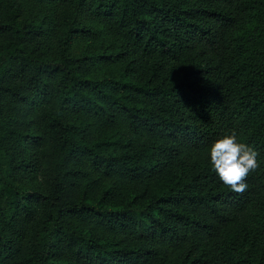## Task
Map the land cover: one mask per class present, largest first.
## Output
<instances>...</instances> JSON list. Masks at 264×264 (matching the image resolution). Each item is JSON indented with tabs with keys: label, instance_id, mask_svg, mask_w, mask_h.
<instances>
[{
	"label": "trees",
	"instance_id": "1",
	"mask_svg": "<svg viewBox=\"0 0 264 264\" xmlns=\"http://www.w3.org/2000/svg\"><path fill=\"white\" fill-rule=\"evenodd\" d=\"M0 264H264V0H0Z\"/></svg>",
	"mask_w": 264,
	"mask_h": 264
},
{
	"label": "clouds",
	"instance_id": "2",
	"mask_svg": "<svg viewBox=\"0 0 264 264\" xmlns=\"http://www.w3.org/2000/svg\"><path fill=\"white\" fill-rule=\"evenodd\" d=\"M212 170L232 192L243 194L248 176L259 168V153L252 146L239 142L236 133L216 140L209 149Z\"/></svg>",
	"mask_w": 264,
	"mask_h": 264
}]
</instances>
